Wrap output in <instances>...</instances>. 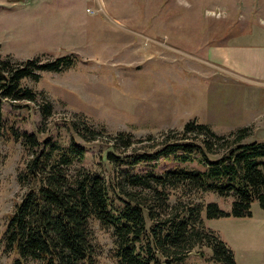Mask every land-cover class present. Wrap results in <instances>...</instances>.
Instances as JSON below:
<instances>
[{
  "label": "rangeland",
  "instance_id": "374dc122",
  "mask_svg": "<svg viewBox=\"0 0 264 264\" xmlns=\"http://www.w3.org/2000/svg\"><path fill=\"white\" fill-rule=\"evenodd\" d=\"M3 2L8 0H0L1 56L13 62L31 57L45 61L73 52L79 61L61 72L43 71L37 81L25 80L24 85L36 94L34 101H3L0 264H11L18 257L5 248L3 233L9 214L26 190L17 174L34 152L10 132L33 134L40 143L50 141L56 146L55 156L75 144L82 155L74 156L68 171L86 167L110 184L117 172L107 154L122 155L112 151L104 137L117 132L129 133L137 141L134 145L149 146L142 148L148 152L160 149L170 133L178 137L191 120L208 125L217 135L246 127L247 137L241 143L264 142V87L256 88L208 62L215 45L232 38L247 39L256 31L251 38L264 35V0ZM45 103H50L51 115L43 120L41 106ZM71 124H88L100 130L98 136L103 139L86 142ZM221 154L216 151L209 156L216 159ZM184 165L160 157L129 170L160 174ZM192 165L203 168L196 160L187 166ZM169 193V206L176 200L214 201L229 210L232 200L199 188ZM251 212V217L220 219H206L201 213L202 227L226 243L237 264H264V210L254 201ZM151 224L146 220V226ZM90 229L94 264H118L113 256L112 228L91 219ZM22 264L39 263L26 259ZM183 264L221 263L212 259L211 248L203 244L185 253Z\"/></svg>",
  "mask_w": 264,
  "mask_h": 264
},
{
  "label": "trees",
  "instance_id": "16d2710c",
  "mask_svg": "<svg viewBox=\"0 0 264 264\" xmlns=\"http://www.w3.org/2000/svg\"><path fill=\"white\" fill-rule=\"evenodd\" d=\"M78 61L73 52L45 61L31 57L13 62L0 55V136L5 130L4 100L34 101L36 94L24 85L25 80L37 81L43 71L61 72ZM41 111L42 119H47L50 103L43 104ZM71 125L86 142L103 139L98 136L102 132L88 124ZM246 132L243 127L217 135L208 125L191 120L178 137L166 134L162 147L152 152L142 149L149 146L136 147L137 141L129 133L105 136L107 146L122 155L107 154L117 172L112 184L86 167L68 171L74 156L82 155L75 144L55 156L57 149L50 141L40 143L33 134L10 132L34 149L17 174L26 190L9 214L3 233L5 248L18 256L11 264H22L26 259L39 264H94L91 219L112 228L113 256L118 264H183L185 253L203 244L211 248L213 260L237 264L226 243L202 227L201 213L206 219L251 217L254 201L264 210V142L241 143ZM216 151L221 156L211 159L209 154ZM160 157L186 165L160 174L129 170ZM194 160L203 168L187 166ZM178 188L231 196L230 208L225 210L214 201L176 200L169 206V192ZM146 220L152 224L146 226Z\"/></svg>",
  "mask_w": 264,
  "mask_h": 264
},
{
  "label": "crops",
  "instance_id": "0c3cea01",
  "mask_svg": "<svg viewBox=\"0 0 264 264\" xmlns=\"http://www.w3.org/2000/svg\"><path fill=\"white\" fill-rule=\"evenodd\" d=\"M10 3H13L12 0ZM253 33L247 35V39L232 38L224 44L211 47L208 62L260 88L264 87V35L251 38ZM257 103L259 105V99Z\"/></svg>",
  "mask_w": 264,
  "mask_h": 264
}]
</instances>
